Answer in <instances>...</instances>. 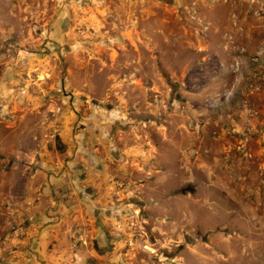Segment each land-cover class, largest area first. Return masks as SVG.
<instances>
[{
    "label": "rangeland",
    "instance_id": "obj_1",
    "mask_svg": "<svg viewBox=\"0 0 264 264\" xmlns=\"http://www.w3.org/2000/svg\"><path fill=\"white\" fill-rule=\"evenodd\" d=\"M64 98L144 151L133 264H264V0H0V211Z\"/></svg>",
    "mask_w": 264,
    "mask_h": 264
},
{
    "label": "crops",
    "instance_id": "obj_2",
    "mask_svg": "<svg viewBox=\"0 0 264 264\" xmlns=\"http://www.w3.org/2000/svg\"><path fill=\"white\" fill-rule=\"evenodd\" d=\"M231 89L238 94L236 84ZM62 102L54 126L62 151L40 134L41 121L23 122L33 128L24 140L31 152H18L11 168L21 170L11 185L23 199L0 211V264H133L124 238L131 234L134 201L123 199L142 175L134 165L144 151L129 143L128 134H118L116 124L79 120L82 104ZM247 104L260 110L257 103ZM246 121L242 125L256 127L260 116ZM118 182L124 186L115 196Z\"/></svg>",
    "mask_w": 264,
    "mask_h": 264
},
{
    "label": "built area",
    "instance_id": "obj_3",
    "mask_svg": "<svg viewBox=\"0 0 264 264\" xmlns=\"http://www.w3.org/2000/svg\"><path fill=\"white\" fill-rule=\"evenodd\" d=\"M59 131H60V129L54 128V130L50 134V137L49 138L52 139V140H55V138L58 136ZM116 184H117L116 186H117L118 190L115 192V196H119V195H121L120 189L121 190L123 189L124 184L122 182H118ZM132 245H133V241L132 240H129L127 242V246L132 247Z\"/></svg>",
    "mask_w": 264,
    "mask_h": 264
}]
</instances>
